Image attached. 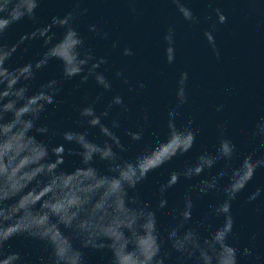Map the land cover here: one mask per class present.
Returning a JSON list of instances; mask_svg holds the SVG:
<instances>
[{"label": "clouds", "instance_id": "clouds-1", "mask_svg": "<svg viewBox=\"0 0 264 264\" xmlns=\"http://www.w3.org/2000/svg\"><path fill=\"white\" fill-rule=\"evenodd\" d=\"M83 0H74V7L64 16L52 17L50 23L36 28L22 36L15 44L8 43V32L14 24L22 21L38 23L37 9L41 0H2L0 2V264H29L23 254L11 249L9 242L24 237L43 247L48 255L42 264H85L84 249L102 251L109 249L112 264H241L242 259H251L253 264L260 260L253 254L252 247L241 248L236 232V218L233 202L253 180L257 169L264 168V155L255 158V153L244 154L239 167L231 162L239 155L237 144L226 134L227 122L216 124L217 142L212 150H203L194 162L170 174L168 181L161 184L156 208L129 195L148 174L168 164L173 158L192 151L197 143L199 129L193 127L194 120L177 123L178 109L188 102L185 92L188 73L181 72L177 89V104L166 111L165 126L167 137L154 147L146 146L133 159L125 161V152L119 130L121 118L132 109L124 96L116 92L112 81L105 74L106 57H97L91 48H85V38L74 26L79 17L88 13V8H80ZM188 24H196L199 18L187 6L186 0H169ZM135 12L136 9L132 8ZM216 20L210 25L214 31L217 24L227 22L220 8L214 9ZM212 20L211 16L206 17ZM53 28L63 29V36L53 42L50 34ZM89 32L107 40L109 33L98 24L89 25ZM204 36L215 51L212 31ZM40 37L46 50L35 60L10 69L8 62L29 39ZM165 60L173 64L176 59L175 32L169 27L163 37ZM113 43V47H117ZM132 47L122 49V56L133 57ZM219 54L217 53V56ZM52 60L63 65V77H80L82 84L92 79L102 91L82 107L74 106L78 112L77 128L63 130L41 124L42 114L49 105L57 104L60 81L51 79L33 91L31 82L37 73ZM123 84L131 82L124 71L114 73ZM146 85L138 82L137 90ZM105 93H111L103 111L98 112L95 104ZM224 106L218 105L217 111ZM115 112V115H111ZM143 125L136 131L126 130L132 141H140L143 132L150 125L147 108L141 110ZM98 129L106 138L103 143L89 139L88 129ZM60 135L69 145H77L78 152L59 144L51 149L56 161H49V145L38 140L36 135ZM250 141H259L264 149V116H261L246 133ZM79 155L84 165L71 174L58 171L65 156ZM96 158L104 161L111 175H102L93 167ZM18 164L23 167L14 175ZM53 164L56 167H53ZM223 165L214 174L211 170ZM47 173V175H46ZM78 175L82 177L80 187H88L79 195L75 204L53 199L51 204L33 200L30 194L39 191L52 182V178ZM203 177L185 193L182 202L170 212L171 222L165 231L158 226L157 213L168 205L166 193L181 179L191 181ZM227 180L226 183L222 181ZM59 189L57 193L59 194ZM67 191V189H65ZM94 193H100L98 199ZM210 193H220L222 199L211 204L207 214L194 221L196 202ZM264 187H258L247 196V203L261 197ZM51 195V194H50ZM259 211V209H257ZM212 216L223 217V223L208 227V235H202L207 220ZM55 219V223H53ZM253 241L255 237L251 238ZM78 240L80 246L73 243Z\"/></svg>", "mask_w": 264, "mask_h": 264}]
</instances>
